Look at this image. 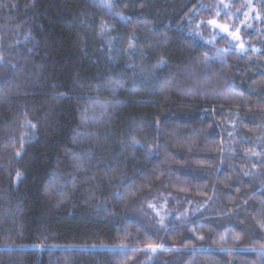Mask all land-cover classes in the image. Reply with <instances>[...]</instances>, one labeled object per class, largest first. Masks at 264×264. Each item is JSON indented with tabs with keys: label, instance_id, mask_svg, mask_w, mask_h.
I'll return each mask as SVG.
<instances>
[{
	"label": "trees",
	"instance_id": "16d2710c",
	"mask_svg": "<svg viewBox=\"0 0 264 264\" xmlns=\"http://www.w3.org/2000/svg\"><path fill=\"white\" fill-rule=\"evenodd\" d=\"M218 3L0 0V264H264V22Z\"/></svg>",
	"mask_w": 264,
	"mask_h": 264
},
{
	"label": "rangeland",
	"instance_id": "374dc122",
	"mask_svg": "<svg viewBox=\"0 0 264 264\" xmlns=\"http://www.w3.org/2000/svg\"><path fill=\"white\" fill-rule=\"evenodd\" d=\"M235 0H219L216 5V18L211 21L215 23H204L198 18V12L188 20V30L190 34L205 43H214L220 37H227L231 46L244 52L249 48V41L242 36L243 29H252L255 33H260L261 27L257 30L256 24L264 22L258 11V0H239L240 3L234 6ZM112 0H99L104 8L111 7ZM211 7L201 6V9L209 10ZM221 15H225L226 21H222ZM254 23H256L254 25ZM262 25V24H260ZM209 29V30H208ZM227 29V30H225ZM208 30V32H207ZM256 51V50H255ZM157 208L154 210L156 211ZM154 250V249H153ZM154 251H157L156 249Z\"/></svg>",
	"mask_w": 264,
	"mask_h": 264
},
{
	"label": "snow or ice",
	"instance_id": "6c2138e0",
	"mask_svg": "<svg viewBox=\"0 0 264 264\" xmlns=\"http://www.w3.org/2000/svg\"><path fill=\"white\" fill-rule=\"evenodd\" d=\"M210 23H215V21H210ZM225 30H227V29H225Z\"/></svg>",
	"mask_w": 264,
	"mask_h": 264
}]
</instances>
